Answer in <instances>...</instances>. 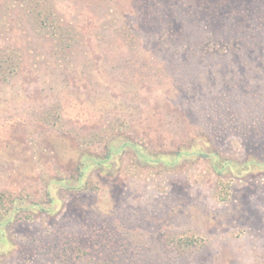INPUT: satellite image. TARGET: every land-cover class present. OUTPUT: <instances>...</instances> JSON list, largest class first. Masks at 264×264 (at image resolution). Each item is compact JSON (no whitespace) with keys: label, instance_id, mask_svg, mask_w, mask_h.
<instances>
[{"label":"rangeland","instance_id":"1","mask_svg":"<svg viewBox=\"0 0 264 264\" xmlns=\"http://www.w3.org/2000/svg\"><path fill=\"white\" fill-rule=\"evenodd\" d=\"M199 2L0 0V264H264V0Z\"/></svg>","mask_w":264,"mask_h":264},{"label":"trees","instance_id":"2","mask_svg":"<svg viewBox=\"0 0 264 264\" xmlns=\"http://www.w3.org/2000/svg\"><path fill=\"white\" fill-rule=\"evenodd\" d=\"M228 3H229V0H217V1L215 0V2L213 4H210L206 0H200L197 7L203 8L206 5H208V6H212V10L215 11V9L218 8V5L221 8H223L224 5L225 4L227 5ZM81 166L84 167V164H81ZM79 167H80V165H79ZM107 246H108V243H106V244H98V243L92 244V248H94L96 251H98L99 254H101V256L99 255V258L94 259V261L97 262L96 264H114L112 259H110L104 255L105 252L109 251V248Z\"/></svg>","mask_w":264,"mask_h":264}]
</instances>
